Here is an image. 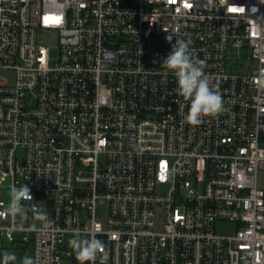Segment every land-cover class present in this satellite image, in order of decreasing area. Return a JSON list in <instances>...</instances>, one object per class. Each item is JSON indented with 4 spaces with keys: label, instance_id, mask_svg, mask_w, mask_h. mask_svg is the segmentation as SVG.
<instances>
[{
    "label": "built area",
    "instance_id": "obj_1",
    "mask_svg": "<svg viewBox=\"0 0 264 264\" xmlns=\"http://www.w3.org/2000/svg\"><path fill=\"white\" fill-rule=\"evenodd\" d=\"M177 39L222 99L196 125ZM76 232L91 264H264V0H0V242L78 264Z\"/></svg>",
    "mask_w": 264,
    "mask_h": 264
},
{
    "label": "clouds",
    "instance_id": "obj_2",
    "mask_svg": "<svg viewBox=\"0 0 264 264\" xmlns=\"http://www.w3.org/2000/svg\"><path fill=\"white\" fill-rule=\"evenodd\" d=\"M243 11V9H240ZM166 40L172 41L173 36L169 33ZM191 41L177 39L172 43L171 49L163 58L164 68L175 77L176 91L188 102V111L184 116L187 123L196 125L201 122L203 115H214L222 108V99L217 91L210 87L208 77L204 74L202 60L196 59L190 50ZM21 198L31 199L26 185L12 189V199L6 211L21 219L26 218L24 209L20 203ZM36 216L46 213L33 209ZM78 264H91L95 260L96 253L100 248V241L94 235L87 232H76L68 240ZM17 255L13 251H0V264H16ZM19 264H34L31 256H23Z\"/></svg>",
    "mask_w": 264,
    "mask_h": 264
},
{
    "label": "rangeland",
    "instance_id": "obj_3",
    "mask_svg": "<svg viewBox=\"0 0 264 264\" xmlns=\"http://www.w3.org/2000/svg\"><path fill=\"white\" fill-rule=\"evenodd\" d=\"M40 40H41V43L46 46L50 53L53 55L55 54V46H56V38L54 35H49V34H46L44 33L41 37H40ZM4 198L6 199L7 198V195L4 194ZM104 214V210L100 209L98 210V213L97 215L99 217H102ZM215 230L217 233H220V234H228V233H231L233 231V226L229 223H226V222H222V223H218L216 226H215ZM72 235H67L65 236L64 238V243H65V247L66 248H69L70 246L68 245V240L69 238L71 237ZM0 251L2 250H8V243L5 242V241H2L0 242ZM31 249L29 248L28 251H30ZM17 255V253H16ZM18 259H17V262L16 264H19V261L20 259L23 257L22 254L20 255H17Z\"/></svg>",
    "mask_w": 264,
    "mask_h": 264
},
{
    "label": "snow or ice",
    "instance_id": "obj_4",
    "mask_svg": "<svg viewBox=\"0 0 264 264\" xmlns=\"http://www.w3.org/2000/svg\"><path fill=\"white\" fill-rule=\"evenodd\" d=\"M47 19V18H46ZM58 22V21H57Z\"/></svg>",
    "mask_w": 264,
    "mask_h": 264
}]
</instances>
